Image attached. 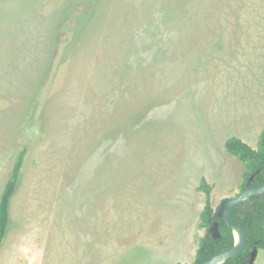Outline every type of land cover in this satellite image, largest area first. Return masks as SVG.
<instances>
[{
	"label": "rangeland",
	"instance_id": "obj_1",
	"mask_svg": "<svg viewBox=\"0 0 264 264\" xmlns=\"http://www.w3.org/2000/svg\"><path fill=\"white\" fill-rule=\"evenodd\" d=\"M263 130L264 0H0V264L192 262Z\"/></svg>",
	"mask_w": 264,
	"mask_h": 264
},
{
	"label": "trees",
	"instance_id": "obj_2",
	"mask_svg": "<svg viewBox=\"0 0 264 264\" xmlns=\"http://www.w3.org/2000/svg\"><path fill=\"white\" fill-rule=\"evenodd\" d=\"M227 149L246 167L245 182L242 191L249 187L264 185V130L261 133L258 149L252 148L243 140L232 137L226 142ZM25 149L21 152L14 168L0 195V248L7 236L11 223V200L16 193L18 180L25 159ZM254 176L253 180L250 178ZM200 188L205 192L204 209L200 215V226L207 229L205 236L200 240L193 262L179 264H204L215 255L234 247L235 236L232 228L226 223L225 217H219L213 208L211 200L212 185L201 180ZM231 217L235 225L245 233V250L235 257L227 259L223 264H245L247 253L254 247L264 249V195H253L234 206ZM219 223L221 237L214 239L209 233L213 223Z\"/></svg>",
	"mask_w": 264,
	"mask_h": 264
},
{
	"label": "water",
	"instance_id": "obj_3",
	"mask_svg": "<svg viewBox=\"0 0 264 264\" xmlns=\"http://www.w3.org/2000/svg\"><path fill=\"white\" fill-rule=\"evenodd\" d=\"M253 178L254 176H252L250 180H253ZM253 195H264V185L259 187H249L235 198L223 201L222 205L218 209L217 214L219 217H225L226 223L234 231V236L236 232H239L241 236V241L240 243H238L236 240V243L233 248L215 255L213 258H211L204 264H222L227 259L235 257L243 252L246 244L245 233L240 227L234 224L231 217V212L235 205L241 203L242 201H245L246 199H248ZM209 233L212 235L214 239H218L221 237L218 222L213 223V225L209 229ZM257 254H258V249L255 248L254 251L249 255L248 262L246 264H254L257 259Z\"/></svg>",
	"mask_w": 264,
	"mask_h": 264
},
{
	"label": "flooded vegetation",
	"instance_id": "obj_4",
	"mask_svg": "<svg viewBox=\"0 0 264 264\" xmlns=\"http://www.w3.org/2000/svg\"><path fill=\"white\" fill-rule=\"evenodd\" d=\"M242 192H243V191H242ZM242 192H241V193H242ZM235 240H236V239H235ZM235 243H236V242H235ZM245 247H246V244H245ZM255 248L258 249V254H259V250H260L261 248H258L257 246H254V247H253V248L247 253V262H248V257H249V255L254 251ZM244 250H245V249H244ZM244 250H243V251H244ZM258 254H257V257H258ZM239 255H240V254H239ZM256 261H257V259H256ZM247 262H246V263H247ZM246 263H245V264H246ZM222 264H223V263H222ZM254 264H256V262H255Z\"/></svg>",
	"mask_w": 264,
	"mask_h": 264
},
{
	"label": "bare ground",
	"instance_id": "obj_5",
	"mask_svg": "<svg viewBox=\"0 0 264 264\" xmlns=\"http://www.w3.org/2000/svg\"><path fill=\"white\" fill-rule=\"evenodd\" d=\"M235 236H236L235 239L237 240V242L240 243L241 236H240L239 232H236Z\"/></svg>",
	"mask_w": 264,
	"mask_h": 264
},
{
	"label": "crops",
	"instance_id": "obj_6",
	"mask_svg": "<svg viewBox=\"0 0 264 264\" xmlns=\"http://www.w3.org/2000/svg\"><path fill=\"white\" fill-rule=\"evenodd\" d=\"M193 262V261H192ZM186 263V262H185ZM188 263H190V262H188Z\"/></svg>",
	"mask_w": 264,
	"mask_h": 264
}]
</instances>
